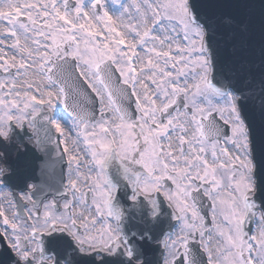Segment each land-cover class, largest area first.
Masks as SVG:
<instances>
[{
    "label": "snow or ice",
    "instance_id": "6c2138e0",
    "mask_svg": "<svg viewBox=\"0 0 264 264\" xmlns=\"http://www.w3.org/2000/svg\"><path fill=\"white\" fill-rule=\"evenodd\" d=\"M0 264H264V0H0Z\"/></svg>",
    "mask_w": 264,
    "mask_h": 264
},
{
    "label": "water",
    "instance_id": "95a60500",
    "mask_svg": "<svg viewBox=\"0 0 264 264\" xmlns=\"http://www.w3.org/2000/svg\"><path fill=\"white\" fill-rule=\"evenodd\" d=\"M38 158V154H35L32 156L33 163L35 164ZM52 161H53V168H54V174H55V186L59 187L61 183L64 184V164H65V157L62 156V149L60 152L53 151L52 152ZM21 186H17V190ZM155 250L157 251L159 248L157 246H153ZM194 250H197L200 252L201 256H203L202 250L198 249L197 245H193Z\"/></svg>",
    "mask_w": 264,
    "mask_h": 264
},
{
    "label": "rangeland",
    "instance_id": "374dc122",
    "mask_svg": "<svg viewBox=\"0 0 264 264\" xmlns=\"http://www.w3.org/2000/svg\"><path fill=\"white\" fill-rule=\"evenodd\" d=\"M58 114L59 115H64L62 106H58Z\"/></svg>",
    "mask_w": 264,
    "mask_h": 264
},
{
    "label": "bare ground",
    "instance_id": "6f19581e",
    "mask_svg": "<svg viewBox=\"0 0 264 264\" xmlns=\"http://www.w3.org/2000/svg\"><path fill=\"white\" fill-rule=\"evenodd\" d=\"M66 173H67V168H66Z\"/></svg>",
    "mask_w": 264,
    "mask_h": 264
}]
</instances>
